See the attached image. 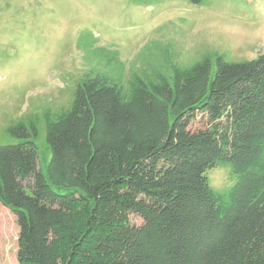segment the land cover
Segmentation results:
<instances>
[{
  "label": "trees",
  "instance_id": "16d2710c",
  "mask_svg": "<svg viewBox=\"0 0 264 264\" xmlns=\"http://www.w3.org/2000/svg\"><path fill=\"white\" fill-rule=\"evenodd\" d=\"M95 39L71 106L45 111L48 152L34 123L11 125L19 140L0 145L19 262L264 264V52L182 66L142 48L127 75ZM197 112L207 126L192 130ZM222 164L234 182L220 191L207 171Z\"/></svg>",
  "mask_w": 264,
  "mask_h": 264
},
{
  "label": "rangeland",
  "instance_id": "374dc122",
  "mask_svg": "<svg viewBox=\"0 0 264 264\" xmlns=\"http://www.w3.org/2000/svg\"><path fill=\"white\" fill-rule=\"evenodd\" d=\"M93 38L120 52L127 75L142 48L141 57L160 63L170 56L182 66L215 52L229 61L253 59L264 52V0H0V145L19 140L11 125L34 123L39 150L48 152L45 111L71 106L92 65ZM207 119L197 112L189 128H203ZM207 175L220 191L234 182L225 164ZM23 182L31 191L33 177ZM130 220L143 222L133 212ZM18 247L16 214L0 201V264H21Z\"/></svg>",
  "mask_w": 264,
  "mask_h": 264
}]
</instances>
